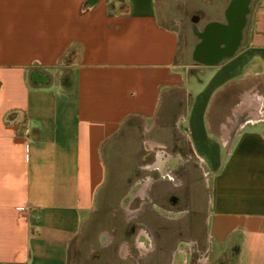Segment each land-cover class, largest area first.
I'll list each match as a JSON object with an SVG mask.
<instances>
[{
    "label": "crops",
    "instance_id": "obj_1",
    "mask_svg": "<svg viewBox=\"0 0 264 264\" xmlns=\"http://www.w3.org/2000/svg\"><path fill=\"white\" fill-rule=\"evenodd\" d=\"M232 2L0 0V264H125L119 225L147 232L195 168L200 258L164 260L264 264V0L228 54Z\"/></svg>",
    "mask_w": 264,
    "mask_h": 264
},
{
    "label": "rangeland",
    "instance_id": "obj_2",
    "mask_svg": "<svg viewBox=\"0 0 264 264\" xmlns=\"http://www.w3.org/2000/svg\"><path fill=\"white\" fill-rule=\"evenodd\" d=\"M187 14L186 16L184 13L182 14L185 17L184 21L182 22V27L184 29L183 35L188 31V27L191 24L190 18L193 16L189 13ZM189 16L190 18H188ZM191 177L192 181L188 184H185L183 188H179L178 190H170L168 193L164 194L163 204H160L157 208L155 207L158 213L164 217L163 219H157L156 216L153 215V212L151 214H147L146 216V221L150 224V228L147 229V233L153 241L150 243V246L152 245L153 249L149 253V257L151 256V258L148 264H152L153 262L156 264H181L180 260L183 258L181 253L174 251L172 253L171 260L168 261L164 260L163 252L166 253L169 250H172L173 247L176 246L175 243L180 240L185 241L191 240L192 238H202V236L207 235V228H204L203 218L205 213L208 214V188L210 179H206L204 176H202L197 168H195ZM172 196H176L178 198L177 205L175 207H171L170 204H167L165 200L166 197L171 199ZM171 203L174 204L173 202ZM119 216H121L120 213L117 214V220H120ZM182 216L184 217L181 218ZM168 218L180 219L168 221ZM119 226L120 227L117 228L114 235V245L116 247V251L119 248L117 241L121 237H125L129 243V251L133 257H135L136 250L134 249V239H136L140 231L145 229L139 226L138 221H134L129 225L123 224V227L121 225ZM141 239L147 246H149L146 237H142ZM193 244V246L189 245V243L188 245L180 244L178 248H180L182 251H185L186 253H191L192 256L198 260L200 258L199 255L201 251L196 246L202 247V245H197L196 243ZM206 245L209 248L208 242ZM83 252L84 254L81 253L82 260L88 264L92 263L86 259V251ZM188 261V264H191L190 259H188ZM125 264H134V260L132 258L128 259ZM184 264H186V262Z\"/></svg>",
    "mask_w": 264,
    "mask_h": 264
},
{
    "label": "bare ground",
    "instance_id": "obj_3",
    "mask_svg": "<svg viewBox=\"0 0 264 264\" xmlns=\"http://www.w3.org/2000/svg\"><path fill=\"white\" fill-rule=\"evenodd\" d=\"M248 12V0H233L229 10L227 12L228 27L223 38H219L217 45H223L226 47L228 54L237 46L239 40V34L241 28L244 25L245 17ZM237 26V28H236ZM204 40H214L213 36L202 35Z\"/></svg>",
    "mask_w": 264,
    "mask_h": 264
},
{
    "label": "flooded vegetation",
    "instance_id": "obj_4",
    "mask_svg": "<svg viewBox=\"0 0 264 264\" xmlns=\"http://www.w3.org/2000/svg\"><path fill=\"white\" fill-rule=\"evenodd\" d=\"M149 179L147 180V182L146 183H148L149 184ZM176 182V184H178V186H181L182 184H181V181H179V180H176L175 181ZM177 201H178V198L176 197V196H172L171 197V202H173L174 204L172 205L173 207H175L176 205H177ZM141 213H142V210L141 209H139V210H137V211H132V214L133 215H137V216H135V218H132V220H137V219H139V216L141 215ZM139 236H140V238L139 239H136V241H135V249H138L139 250V252H140V254H147V253H150V251H151V249H152V245L151 246H147L145 243H143V240L141 239L143 236H145L146 238L148 237V238H150L149 237V235H148V233L147 232H145L144 230H142V231H140V233H139ZM187 242H189L188 240H181V242L179 243V245L180 244H187L188 245V243ZM186 250V249H185ZM126 252H129L128 250L126 251ZM131 254V253H130ZM132 255V254H131ZM132 257H133V255H132ZM134 259H136V256L135 257H133ZM132 258V259H133ZM127 259H129V258H127Z\"/></svg>",
    "mask_w": 264,
    "mask_h": 264
},
{
    "label": "built area",
    "instance_id": "obj_5",
    "mask_svg": "<svg viewBox=\"0 0 264 264\" xmlns=\"http://www.w3.org/2000/svg\"><path fill=\"white\" fill-rule=\"evenodd\" d=\"M259 119H260V120H264V117H260ZM147 240H148V245L150 246L151 240L148 239V237H147Z\"/></svg>",
    "mask_w": 264,
    "mask_h": 264
},
{
    "label": "water",
    "instance_id": "obj_6",
    "mask_svg": "<svg viewBox=\"0 0 264 264\" xmlns=\"http://www.w3.org/2000/svg\"><path fill=\"white\" fill-rule=\"evenodd\" d=\"M231 6V5H230ZM236 28H237V26H236Z\"/></svg>",
    "mask_w": 264,
    "mask_h": 264
}]
</instances>
